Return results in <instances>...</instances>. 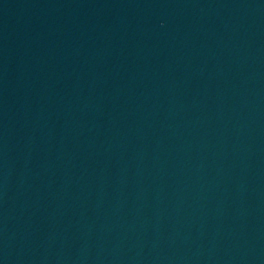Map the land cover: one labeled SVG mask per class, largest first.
<instances>
[{
    "label": "water",
    "instance_id": "obj_1",
    "mask_svg": "<svg viewBox=\"0 0 264 264\" xmlns=\"http://www.w3.org/2000/svg\"><path fill=\"white\" fill-rule=\"evenodd\" d=\"M0 264H264V0H0Z\"/></svg>",
    "mask_w": 264,
    "mask_h": 264
}]
</instances>
